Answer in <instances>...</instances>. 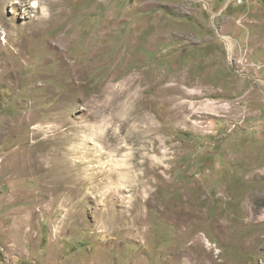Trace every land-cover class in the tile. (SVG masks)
Masks as SVG:
<instances>
[{
    "label": "rangeland",
    "instance_id": "1",
    "mask_svg": "<svg viewBox=\"0 0 264 264\" xmlns=\"http://www.w3.org/2000/svg\"><path fill=\"white\" fill-rule=\"evenodd\" d=\"M0 264H264V0H0Z\"/></svg>",
    "mask_w": 264,
    "mask_h": 264
},
{
    "label": "bare ground",
    "instance_id": "2",
    "mask_svg": "<svg viewBox=\"0 0 264 264\" xmlns=\"http://www.w3.org/2000/svg\"><path fill=\"white\" fill-rule=\"evenodd\" d=\"M37 134V133H36ZM37 136V135H36ZM45 160V159H44ZM49 165V164H48ZM30 166V165H29Z\"/></svg>",
    "mask_w": 264,
    "mask_h": 264
}]
</instances>
